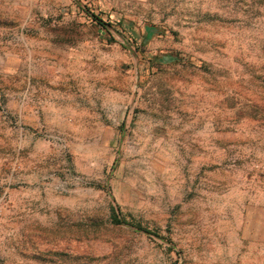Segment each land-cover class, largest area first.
<instances>
[{
	"label": "rangeland",
	"instance_id": "374dc122",
	"mask_svg": "<svg viewBox=\"0 0 264 264\" xmlns=\"http://www.w3.org/2000/svg\"><path fill=\"white\" fill-rule=\"evenodd\" d=\"M0 264H264V0H0Z\"/></svg>",
	"mask_w": 264,
	"mask_h": 264
},
{
	"label": "trees",
	"instance_id": "16d2710c",
	"mask_svg": "<svg viewBox=\"0 0 264 264\" xmlns=\"http://www.w3.org/2000/svg\"><path fill=\"white\" fill-rule=\"evenodd\" d=\"M96 21H99L100 22V20H98L97 18H96ZM104 25H106V24H104ZM111 222L113 224H115V225H119V224L123 223L121 220L118 219V217L116 215H113L112 216ZM139 229H141V228H139Z\"/></svg>",
	"mask_w": 264,
	"mask_h": 264
},
{
	"label": "crops",
	"instance_id": "0c3cea01",
	"mask_svg": "<svg viewBox=\"0 0 264 264\" xmlns=\"http://www.w3.org/2000/svg\"><path fill=\"white\" fill-rule=\"evenodd\" d=\"M77 181H79L80 179L79 178H76Z\"/></svg>",
	"mask_w": 264,
	"mask_h": 264
}]
</instances>
